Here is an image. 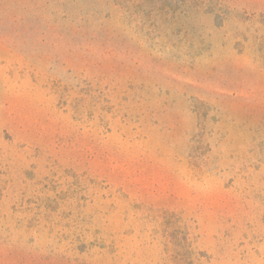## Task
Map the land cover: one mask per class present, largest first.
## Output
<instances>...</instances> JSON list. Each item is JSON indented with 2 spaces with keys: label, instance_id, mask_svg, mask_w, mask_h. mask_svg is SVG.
<instances>
[{
  "label": "rangeland",
  "instance_id": "obj_1",
  "mask_svg": "<svg viewBox=\"0 0 264 264\" xmlns=\"http://www.w3.org/2000/svg\"><path fill=\"white\" fill-rule=\"evenodd\" d=\"M0 264H264V0H0Z\"/></svg>",
  "mask_w": 264,
  "mask_h": 264
}]
</instances>
